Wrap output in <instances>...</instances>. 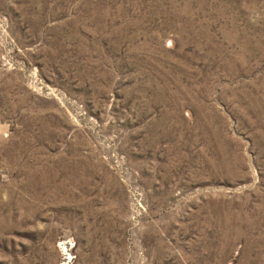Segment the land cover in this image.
Here are the masks:
<instances>
[{"label":"rangeland","instance_id":"obj_1","mask_svg":"<svg viewBox=\"0 0 264 264\" xmlns=\"http://www.w3.org/2000/svg\"><path fill=\"white\" fill-rule=\"evenodd\" d=\"M0 264H264V0H0Z\"/></svg>","mask_w":264,"mask_h":264}]
</instances>
